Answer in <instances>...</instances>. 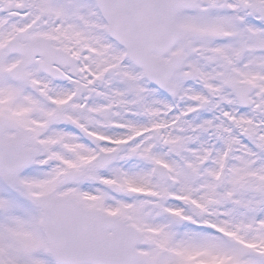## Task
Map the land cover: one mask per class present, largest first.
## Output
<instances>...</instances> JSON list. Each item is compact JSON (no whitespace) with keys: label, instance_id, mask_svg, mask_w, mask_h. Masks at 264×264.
Returning <instances> with one entry per match:
<instances>
[{"label":"rangeland","instance_id":"obj_1","mask_svg":"<svg viewBox=\"0 0 264 264\" xmlns=\"http://www.w3.org/2000/svg\"><path fill=\"white\" fill-rule=\"evenodd\" d=\"M8 1L20 3L23 0ZM26 2L29 7L26 15L11 24L10 29H7L2 37L5 38L8 32L12 33L16 29L12 27L18 26L19 22L24 25L37 21L39 32L57 36L61 44L70 46L76 42L83 67L97 71L108 70L109 84L99 90L97 103L93 100L89 105L81 106L79 102L72 101L68 108H65L61 106L60 101L57 112L53 110L51 104L45 106L34 102L29 104L16 102L10 94L9 105L21 112L23 123H27L42 142L37 145L36 163L26 169L24 175L14 179L10 184L0 181V264H56L46 251L41 210L32 201L36 195L49 191L64 194L73 192L85 205L99 206L102 210L118 213L133 222L141 233L138 245L142 256L141 264H264V199L258 195L242 193L237 187L242 180L237 176L240 178L248 176L250 171L257 169L250 168L249 153L246 155L238 153L235 156L229 178L226 179L224 186L218 185L217 189H215L217 179L212 177L220 162L201 164L204 154L210 153L209 147L204 143V136L205 138L206 135L211 136L221 149L227 144L226 138H236L240 129L253 125V117L259 113L245 112L238 116L235 125H228L219 117L217 122L211 121L214 119L211 113L219 107L215 99L208 101L206 112L198 110L200 101L204 99L202 97H205L201 93L202 83L206 84L209 87L208 91L211 92L206 95L207 97L215 95L212 90L216 89L215 92L222 97L219 102L223 101L224 93L225 100L231 98L225 83L233 77L230 70L234 67L226 64L223 57L233 59L235 49L232 42L226 46L227 51L224 54L219 53L217 60L209 56L201 63L198 62L209 48L215 45L212 39L214 34L210 33L228 30L230 28L228 22L213 18L214 21L206 22L207 26L202 23L203 20L196 21L198 15L191 16L192 18H185L182 15L184 18H181L179 23L195 29L192 51L200 53L201 56L198 58L188 56L184 69L176 73L166 90L161 92L149 86L141 77L142 72L134 68L125 57L124 50L105 36L103 21L99 12L95 10L93 0H26ZM2 16L0 13V21L3 20ZM210 17L212 16L207 14L205 19L209 20ZM211 27L213 31L210 30ZM61 33L69 34V38L62 39L59 36ZM234 36L239 41L241 37V44L246 47L245 57L250 56L249 60L257 63L256 67L246 68L245 73L238 72V75L244 81L255 83L257 90L254 98L257 103H264V57L255 53L256 48L264 45V35L260 39L251 33L247 34L244 28L236 30ZM247 44L253 51H247ZM238 58L236 63L243 61L242 55ZM8 63L4 53L0 51V111L2 109L5 111L6 105L2 97L9 95L3 89L4 78L1 70ZM196 67L199 68L197 73L199 75L202 73L206 80L187 82V76L197 75ZM236 72L237 68L232 73ZM125 78L130 81H126ZM10 92L15 94L16 90L11 89ZM257 95L262 97L257 98ZM103 98L104 101H101ZM260 106L264 112L263 104ZM125 109L137 114V118L130 122L132 125L128 126L130 127L128 133H111L110 128H101L100 123L106 118L107 122L114 117L124 119ZM163 115L179 123L170 129L168 143L161 142L151 150L154 143L149 135L144 137L146 140L144 146L140 143H135L138 145L132 147L103 142L101 145L105 147L104 149L116 150V158L102 169H97L91 162L98 153L97 149H89L76 135L54 128L55 121L62 118L73 117L80 122L89 120L92 129L106 134L103 135L105 138L110 140L111 137L114 140V137L122 135L126 137L142 131L151 123V118L155 123L165 122ZM28 117L38 119L37 124L29 123ZM143 117L144 122L138 120ZM178 127H181L184 133L178 134ZM197 132L199 142L196 145ZM169 135L160 131L161 139ZM180 141L182 162L175 160L168 152L161 151V145H169L171 149L173 143L177 144ZM237 141L241 147L243 145L247 148L241 140ZM247 151L250 152L248 148ZM152 159L168 160L170 176L174 179L159 182L157 179L139 178L145 172L133 167L142 168L141 166L146 163L145 168L150 171ZM75 167L86 171V179L63 187L57 186L61 173ZM261 167L264 168V162H261ZM260 171L264 172L262 169ZM102 180L104 184L100 182ZM252 180L256 183L264 182V179ZM108 183L119 184L125 193L111 194L105 186ZM24 189L27 190L26 197L22 195ZM149 193L152 195L149 196ZM181 197L193 199L196 202L194 205H199L198 209L193 205L186 210ZM168 210L179 213L183 220L176 222L170 217ZM206 226L217 228L223 233H213Z\"/></svg>","mask_w":264,"mask_h":264},{"label":"water","instance_id":"obj_2","mask_svg":"<svg viewBox=\"0 0 264 264\" xmlns=\"http://www.w3.org/2000/svg\"><path fill=\"white\" fill-rule=\"evenodd\" d=\"M101 10L110 22L118 38L128 49V55L137 61L148 56L150 41L161 39L169 48L174 40L168 34L175 24V16L180 8L194 4V0H98ZM156 12L155 17L153 14ZM175 27V26H174ZM165 33L160 37L158 33ZM154 35V37H152ZM173 36V35H172ZM174 37V36H173ZM177 37V32H176ZM178 38V37H177ZM169 72L159 68V72ZM167 77V76H166ZM169 77L161 80L166 84ZM24 139V137H21ZM26 142L28 139L25 137ZM17 141L13 142L15 144ZM0 171L7 179L12 178L26 165L32 163L33 149H15V152L0 148ZM10 158V161H8ZM10 168V169H9ZM78 172H66L63 181H68ZM37 203L50 218L62 221H77L78 228L72 242L58 234L50 233L49 244L55 257L64 263L86 264H139L140 258L135 250L139 239L138 232L120 218L108 217L97 211L82 209L73 197L63 198L44 195ZM71 226V225H69ZM73 228V227H72ZM109 229L114 233L109 234ZM69 238V237H68Z\"/></svg>","mask_w":264,"mask_h":264},{"label":"flooded vegetation","instance_id":"obj_3","mask_svg":"<svg viewBox=\"0 0 264 264\" xmlns=\"http://www.w3.org/2000/svg\"><path fill=\"white\" fill-rule=\"evenodd\" d=\"M257 5L259 8H257ZM212 6L214 8V16L215 19H221L223 21H231V23L235 22L239 25L240 28H245L247 31V34L257 36L258 38H262L264 35V0H212ZM256 20V21H255ZM12 36L8 32L6 34V37L4 38V43H6ZM237 44V52L234 53V59H235V67H240L241 69L250 68V56L245 57V51L246 47H244L239 41L236 42ZM249 44V43H248ZM247 44V51L251 52L253 51V48L251 49L250 45ZM259 53L262 49H264V45L257 48ZM5 60L9 62L7 64V68L5 69V92H8L9 95L7 97L10 99V94H12V97L17 101L21 103L25 102H31V101H37L39 103H42L43 101H51L52 99L58 98L59 100H70V101H78L79 98L75 93V90L72 91V95L68 96L67 88L69 86L79 87L83 89L84 94L82 95V99L85 102V105H89L93 100L97 103L98 98H94V93L90 94V90L95 87V84H102L104 79L98 78V77H92L91 74L86 73L85 81H84V74L82 70H79L80 79H78V76L71 77L70 73L71 70L69 68L62 69V73L66 74V79H52L50 76L45 74L39 69L40 61L38 60L37 64H34L31 66L28 70L29 74V82H22L19 80L12 79L8 75V70L10 67V55L8 53H5ZM242 55L243 61L240 63H236L239 59L238 57ZM16 56V61L19 58L18 55ZM219 58V53H213V60H217ZM225 58L223 57V61ZM18 62V61H17ZM238 81H242V78H240ZM11 82L14 83V87L17 89L15 94L10 92V84ZM30 88L35 89V95L31 94L29 91ZM75 89V88H74ZM255 91V86H254ZM30 94V95H29ZM257 98H260L262 96L257 95ZM103 101V100H101ZM222 104L226 106H230L231 104L237 105L235 98L231 97L230 101L224 102L222 101ZM260 104L264 103H258L256 105V102L254 101L253 97V106L247 107L243 109V113L247 109H253L254 111H258L259 113L256 116L253 117V123H255V129H256V140L255 145L253 148H249L246 146L249 150L247 151V148L243 147L239 151H236V153H241L243 155L248 154V158L250 159V168L253 169V167L257 168L255 171H250V175L244 176V177H238L239 179L249 177L253 179H264V172L260 171L262 169L264 171V168L261 167V162H264V112H262L263 108L260 106ZM247 113L249 111H246ZM262 112V113H261ZM260 114V116H259ZM259 116V117H258ZM119 117V116H118ZM165 117V122H153V118H151V123L147 126H150V132L153 131V129L161 130L165 124L167 123V116L163 115V118ZM119 124H122V119L119 117L118 119H113ZM107 118L104 119L103 122H101V128L105 129L109 123L107 122ZM144 122V121H141ZM86 126H88V129H92V124L89 121L84 122ZM215 137V136H214ZM199 142V139H198ZM181 141L178 144H175L174 147L177 149H181ZM204 143L208 146V143L206 142V138H204ZM236 154V155H237ZM204 157H206L207 161H212L210 158L209 153H205Z\"/></svg>","mask_w":264,"mask_h":264},{"label":"bare ground","instance_id":"obj_4","mask_svg":"<svg viewBox=\"0 0 264 264\" xmlns=\"http://www.w3.org/2000/svg\"><path fill=\"white\" fill-rule=\"evenodd\" d=\"M144 166H145V165H142V166H141L142 168H138V170H143Z\"/></svg>","mask_w":264,"mask_h":264}]
</instances>
